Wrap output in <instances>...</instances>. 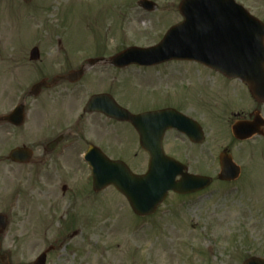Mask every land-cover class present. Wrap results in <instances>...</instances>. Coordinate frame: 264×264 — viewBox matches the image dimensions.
I'll list each match as a JSON object with an SVG mask.
<instances>
[{"label":"rangeland","instance_id":"374dc122","mask_svg":"<svg viewBox=\"0 0 264 264\" xmlns=\"http://www.w3.org/2000/svg\"><path fill=\"white\" fill-rule=\"evenodd\" d=\"M138 1L0 0V115L22 103L30 125L4 137L0 200L8 226L0 234V250L9 264H33L43 252L46 264H242L250 257L264 258V137L240 143L230 132L254 111L264 119V105L250 99L239 83L193 63L112 67L114 55L129 47L155 46L182 21L181 0H148L155 5L149 13ZM235 2L264 23V0ZM33 48L38 61L29 60ZM79 69L83 76L75 87L63 82L52 91L70 97L55 99L57 110L47 106L44 122L53 127L47 136L41 124L46 113L40 108L45 96L30 97L29 90L42 79ZM100 92L114 95L133 114L172 108L195 115L204 142L192 145L170 131L164 151L188 172L211 177V186L191 196L169 193L152 216L139 218L113 188L92 191L90 171L81 159L84 146L43 156L56 165L51 171L38 167L44 142L65 129L74 128L89 142L101 132L115 133L96 116L81 118L82 127L75 125L82 105ZM197 105L213 108L194 114ZM119 129L120 135L134 137L125 126ZM21 146L37 148L32 165L24 168L7 160L9 151ZM224 149L241 168L232 183L217 180L218 154ZM122 159L134 174L145 172L147 157L136 148Z\"/></svg>","mask_w":264,"mask_h":264},{"label":"water","instance_id":"95a60500","mask_svg":"<svg viewBox=\"0 0 264 264\" xmlns=\"http://www.w3.org/2000/svg\"><path fill=\"white\" fill-rule=\"evenodd\" d=\"M23 1L29 3L31 0ZM137 4L146 11L154 9V4L147 0H140ZM178 11L183 21L170 28L156 46L126 49L114 56L111 64L125 67L130 64L151 66L171 60L197 62L229 79L241 80L253 98L264 103V26L234 0H181ZM38 59L39 52L33 48L30 60ZM81 75L82 71L71 72L65 79L75 82ZM55 80L34 85L29 95L37 96L42 87L52 86ZM105 99L104 96L92 97L86 109L129 122L138 133L141 146L149 152V164L145 174L134 175L124 163L111 161L100 152L89 151L85 161L91 169L95 193L113 186L126 198L135 215L149 216L169 191L186 195L209 186V179L184 172V167L165 156L161 149V138L168 129H176L190 141L201 143V130L192 121L172 109L131 115L111 99ZM7 121L15 126L21 125L23 106L16 107ZM261 126L262 123L255 118L250 123H236L232 133L236 139L246 140L258 134ZM30 156L26 149H14L9 159L25 164ZM220 167L219 180L232 181L239 175L238 167L224 154L220 156ZM5 227V217L0 216V231ZM0 260L7 264L6 256H0ZM34 264H45V254L40 255ZM243 264H264V259L249 258Z\"/></svg>","mask_w":264,"mask_h":264},{"label":"flooded vegetation","instance_id":"af4514ba","mask_svg":"<svg viewBox=\"0 0 264 264\" xmlns=\"http://www.w3.org/2000/svg\"><path fill=\"white\" fill-rule=\"evenodd\" d=\"M205 70L209 71V69H205ZM65 75L64 74L55 75L56 77H58L57 81H56V84L52 85L49 88L42 89L40 94H39V95H43L44 94V96H45V97H43V101H45V104L43 103V106H41L40 108L41 109L43 108V110H45V113H46V115L41 116V118L44 117L43 119H41L42 120L41 124H42V126L44 124V127L48 131L47 132V136L53 135V134H51L52 132L50 133V131H49V130H52L53 127L51 125H49L47 122L46 123L44 122V120L47 121V112H48L47 106H49V104H50V108H53V109L57 110V108L55 106V99H61L62 97H67V96L70 97L69 93L62 94V93H54V92H52L53 89L55 87L60 86L61 83H63V82L68 83L63 78ZM216 75L219 76L220 79H222V80H224V81H226L228 83L229 82L234 83V81H235V82L239 83L240 85H242L246 89V87L239 80H228V79L223 78L219 74H216ZM65 87H75V84L68 83V84H66ZM72 92H74V90ZM100 94H104V95L110 96L119 106H121L122 108L125 109V107L120 105L115 100V98L113 97L114 95L112 96V94H109L107 92H100V93L92 94L91 96L100 95ZM250 99H252L251 96H250ZM105 100H107V98ZM56 101H58V100H56ZM254 102L257 105H264V104L258 103L256 100H254ZM195 105L196 104H194V106ZM85 106H86V103L82 105V107H81L82 114L79 117L77 116L75 125L78 124L79 120L81 118H83V117L96 116V117H100V118L104 119L106 127L114 128L115 133L101 132V133H99L100 137H95L93 139V142H89L84 137L83 138L79 137L76 133H73L72 131H74V128L72 130L65 129L64 132H61V134L53 136V138H48L47 141L44 142V145L42 147V153H41L40 157L38 158V164H37L38 167H40L43 170H50V171L53 170V168L56 165L49 164V162L52 161V160H50L48 163H46V160L43 158V156H46V157L52 156V157H54L55 154L57 153V151H59V150L63 151V150H68V149H75V148H77L79 146H84L85 147L84 148L85 149L84 152H86L90 147H93V148H96V149L100 150L104 155L108 156L109 158H111V156H117V157L111 158V159H117V160H121V161L123 160L122 158L124 156H128L129 154H132V153L134 154L135 148H136V151H138L141 154H143L144 156L148 157V152L143 150V148L140 146L139 139H138L133 127L130 124L125 123V122H118V121L109 119V118H107L106 116H104L101 113L86 112L85 111ZM37 108L39 109V106ZM212 108L208 107L207 105H204V106H202V105L198 106L197 105V110H194L195 111L194 114H197L200 109L209 112V110L212 109ZM177 111H179V110H177ZM179 112L182 113V111H179ZM131 114H133V113H131ZM182 114H185V113H182ZM233 114H235V112ZM231 115H232L231 113L227 114L228 117H230ZM248 116H249L248 118L250 120L252 118H255V117H257V118L261 117L260 113L258 111H254L252 114H250ZM188 117L193 119V120H195L197 122V117H195V115L188 116ZM25 119H26V114L24 116L23 124L20 127H14V126H12L11 124H9L6 121V114L2 113V115H0V197H1V195H3V192H4L3 186H4V181H5V161H6V158H5L4 137H5L6 133H8L9 131L13 132L14 130L21 129L22 127H23V129H29L30 125L26 126L28 123L25 122ZM260 122L264 123V121L263 122L260 121ZM121 125L125 126L126 128H128L132 132L134 137L133 138H129V137L120 135L121 130L119 129V126H121ZM79 126L82 127L81 123H79ZM72 135L76 136V138L70 139L69 136H72ZM165 135H164V137H163V139L161 141V146H162L163 149H164ZM261 135H262L261 137H264V129H263ZM38 142H41V140H39ZM240 143H242V142H240ZM192 145H194V144H192ZM21 147L27 148L25 146H21ZM30 150H31V153H32V157H31V160H30L29 164H26V165H18V164H12V163H10V164L18 166V167H21V168H24V167L32 165L31 162L33 161L34 154L37 152V148H33V149H30ZM224 150H225L226 155H228L231 158V160L233 162H235V160L233 158L234 156L232 154H230V152H229L230 150L229 149H224ZM84 152H82L81 154H83ZM58 156L61 157L62 153H59ZM0 207H1L0 215H5L4 211L2 210L4 208L3 200L2 201L0 200ZM7 221H8V219H7ZM0 253L1 254H6V253L2 252L1 250H0Z\"/></svg>","mask_w":264,"mask_h":264}]
</instances>
